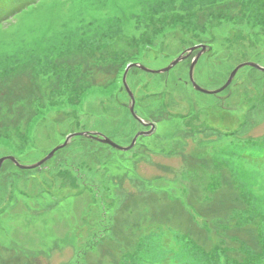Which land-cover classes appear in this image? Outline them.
<instances>
[{"label": "rangeland", "instance_id": "374dc122", "mask_svg": "<svg viewBox=\"0 0 264 264\" xmlns=\"http://www.w3.org/2000/svg\"><path fill=\"white\" fill-rule=\"evenodd\" d=\"M244 2L0 0V158L34 165L68 137L36 168L3 162L0 264H264V72L244 66L204 95L190 59L157 75L132 66L134 112L153 132L126 151L94 139L127 147L142 131L129 65L157 71L204 46L193 79L205 90L240 64L264 68ZM185 9L189 28L173 23Z\"/></svg>", "mask_w": 264, "mask_h": 264}, {"label": "water", "instance_id": "95a60500", "mask_svg": "<svg viewBox=\"0 0 264 264\" xmlns=\"http://www.w3.org/2000/svg\"><path fill=\"white\" fill-rule=\"evenodd\" d=\"M200 50L198 51V53L195 55V57H193V60L189 66V72H188V79H189V82H190V85L192 86L193 90L195 91H198L202 94H208V95H213V94H217L221 91H223L225 88H227L229 86V84L231 83V81L233 80L234 76L236 75L237 71L240 70L241 68H243L244 66H247V67H251V68H254L258 71H261V72H264V68L261 67L260 65L256 64V63H252V62H249V63H243V64H240L238 65L228 76V79L226 80V82L218 89L216 90H205V89H202L201 87H199L194 79H193V68H194V65L195 63L197 62L198 58L206 51V47L204 46H199V47H193V48H189V49H186L183 53H181V55L179 57H177L175 60L171 61L169 63V65L163 69H160V70H150V69H147L139 64H133V65H129L125 68L124 70V73L122 75V84H123V88L125 90V92L127 93L128 97H129V104L126 106L130 115L133 117V119H135L138 123H140L142 126H149L150 127V130L149 131H146V132H138L135 134V136L133 137L131 143L129 146L127 147H119L117 145H115L114 143H112L109 139H106V138H101L99 139L98 138H94L96 141H100L101 143H104L110 147H112L113 149L115 150H120V151H126V150H129L136 142L137 138L140 137V136H146V135H149L153 132V129H154V125H152V123H147L145 121H143L141 118L137 117V115L135 114L134 112V97L132 95V93L130 92L127 84H126V73L128 71L129 68H131L132 66L134 67H137L138 69L144 71V72H147V73H157V74H161V73H165V72H168L172 67H174L176 64H178L179 62H181L182 60H184L185 58L188 57V55L195 49H199ZM89 138H92L91 136H87ZM68 141V137L65 139L64 141V144L58 148H55L54 150H52L51 153H49L44 159H42L40 162H38L37 164H34V165H20L14 157L12 156H7V157H2L0 158V168L3 164V162L5 161H11V163H13L16 167H18L19 169L21 170H29V169H33V168H36L38 167L39 165H41L42 163H44L45 161H47L48 159H50L53 155V153L58 150V149H61V147H64L66 145Z\"/></svg>", "mask_w": 264, "mask_h": 264}, {"label": "trees", "instance_id": "16d2710c", "mask_svg": "<svg viewBox=\"0 0 264 264\" xmlns=\"http://www.w3.org/2000/svg\"><path fill=\"white\" fill-rule=\"evenodd\" d=\"M240 10H241V13H240V16H241V14H242V16L244 17V20H246L247 22H248V24L250 25V27H252V28H254V27H259V28H264V0H246V2H244V3H241L240 4ZM254 8V9H253ZM185 11V14H184V17L185 18H182L183 16L182 15H180L179 16V19H177V20H174L173 21V23H180V24H183L182 26L183 27H188L189 28V26H193L195 23H194V20H192V18L190 17V10H188V11H186V9L184 10ZM11 13V12H10ZM9 13V14H10ZM3 14H5L4 13V10L2 9V8H0V15H3ZM159 14H163L162 12L161 13H159ZM218 15H220V14H218ZM182 20L184 21V20H186V21H184V22H182ZM222 20V19H221ZM214 20H212V21H208L207 23H209V22H211V24L212 25H209V28L212 26H215L214 25V23H212ZM223 21V20H222ZM225 21V20H224ZM206 23V24H207ZM199 26V25H198ZM202 26V25H201ZM205 26V25H204ZM205 28V27H204ZM208 28V27H207ZM207 28H206V30H207ZM115 36L117 35V34H114ZM101 37V40L103 41V42H98V43H95L97 46H99V47H101V45L103 46V45H109L108 43H109V41H105V38H107V36H104V35H101L100 36ZM116 38V37H115ZM112 39H114V38H112V37H110V39L109 40H112ZM197 43V42H196ZM207 54V53H206ZM189 60V59H188ZM188 60H186V61H188ZM237 74V73H236ZM234 78H235V76H234ZM233 78V80H232V82L231 83H233V81L235 80ZM82 81V83L84 84V82H85V80H81ZM64 82H66V81H64ZM61 84V83H60ZM66 86H67V84H66ZM72 86H70V88H71ZM229 87V86H228ZM227 87V88H228ZM226 88V89H227ZM72 89V88H71ZM82 89L83 88H79V92L77 93V92H73L72 90H69V95H67V98L68 99H70L71 100V102H73V104L75 105L76 104V102L75 101H73L74 99H75V97H78L80 94V90L82 91ZM226 89L224 90V91H226ZM55 92H57V91H55ZM65 92H67V91H64V94H65ZM72 92V93H71ZM230 92V91H229ZM228 92V93H229ZM59 98V97H58ZM1 99V98H0ZM247 102H249V99H247L245 102H243L244 104H246ZM251 106V105H250ZM254 106V105H253ZM255 107V106H254ZM252 109V108H251ZM223 118V117H222ZM235 131L236 130H234V131H232L231 133H228L229 135H232V134H234L235 133ZM4 133L2 132L1 134H0V136L1 135H3ZM13 136H14V138L13 139H18V142L19 141H24L25 140V138H24V134H19V132L18 131H16L15 133H13ZM239 159H242L243 157H242V155H241V157L239 156L238 157ZM243 159H246V158H243ZM9 164H12V163H10L9 162ZM13 165V164H12ZM13 167H15L14 165H13ZM263 173H264V171H263ZM209 191V190H208ZM208 193V196H209V192H207ZM216 196V195H215ZM162 217H164L163 216V214L161 215ZM165 218V217H164ZM167 233V232H166ZM178 233H180V232H178ZM181 233H187V231H185V232H181ZM263 244H264V241H263ZM264 246V245H263ZM221 251H219V250H215L214 251V253L212 254V255H210V257H213L214 256V258L216 259L217 258V256H220V253ZM165 264H167V262L165 261ZM174 264H176V262L174 263ZM254 264V263H253Z\"/></svg>", "mask_w": 264, "mask_h": 264}, {"label": "bare ground", "instance_id": "6f19581e", "mask_svg": "<svg viewBox=\"0 0 264 264\" xmlns=\"http://www.w3.org/2000/svg\"><path fill=\"white\" fill-rule=\"evenodd\" d=\"M24 22H27V20H25ZM206 54V53H205ZM204 54V55H205ZM202 56V55H201ZM186 59L187 58H185L184 60H182L181 62H183V61H186ZM177 65V64H176ZM189 66H190V64H189ZM188 72H189V68H188ZM151 74H154V75H157V73H151ZM203 89V88H202ZM226 89V88H225ZM230 89V87H228L227 88V90H229ZM222 92V91H221ZM223 92H224V90H223ZM202 94V93H201ZM218 94V93H217ZM204 95H208V94H204ZM214 95H216V94H214ZM148 122V121H147ZM145 127H147V126H142V131H140V132H146V131H144L143 130V128H145ZM140 137H143V136H140ZM160 139V138H159ZM195 141V145H197V146H199L200 145V140L198 139H195L194 140ZM173 143H175V141H173ZM92 163V165H91V168H92V170L96 173V175L97 176H101V175H104V169H102L100 166H99V163H98V161L97 160H95V162H91ZM122 167H124V166H122ZM99 169H101V171H99ZM21 170V169H20ZM100 172V173H99ZM104 180L105 181H107L108 179L106 178V176L104 175ZM6 180V179H5ZM7 180H8V176H7ZM9 182V181H8ZM7 183V181H5L3 184H6ZM122 191V190H121ZM120 191V193H123V191L121 192Z\"/></svg>", "mask_w": 264, "mask_h": 264}, {"label": "flooded vegetation", "instance_id": "af4514ba", "mask_svg": "<svg viewBox=\"0 0 264 264\" xmlns=\"http://www.w3.org/2000/svg\"><path fill=\"white\" fill-rule=\"evenodd\" d=\"M197 53H198V50H197ZM194 55H195V54H194ZM193 57H194V56H193V53H192V55H190V56L187 57L186 60L190 59V60H189V64H191V62H192V60H193ZM195 64H196V63H195ZM194 66H195V65H194ZM193 69H194V68H193ZM148 127H149V126H148ZM148 127L143 128V130H144V131H147V130H148Z\"/></svg>", "mask_w": 264, "mask_h": 264}, {"label": "snow or ice", "instance_id": "6c2138e0", "mask_svg": "<svg viewBox=\"0 0 264 264\" xmlns=\"http://www.w3.org/2000/svg\"><path fill=\"white\" fill-rule=\"evenodd\" d=\"M33 2L35 3V2H37V0H33ZM59 2V0H50V3L51 4H56V3H58ZM3 21L2 20H0V23H2Z\"/></svg>", "mask_w": 264, "mask_h": 264}]
</instances>
